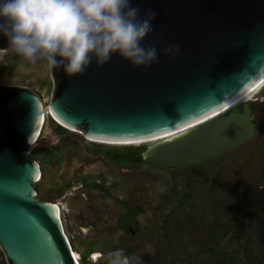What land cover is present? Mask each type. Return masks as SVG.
I'll return each instance as SVG.
<instances>
[{
  "label": "water",
  "instance_id": "95a60500",
  "mask_svg": "<svg viewBox=\"0 0 264 264\" xmlns=\"http://www.w3.org/2000/svg\"><path fill=\"white\" fill-rule=\"evenodd\" d=\"M131 4L141 19L157 14L143 42L158 49L157 62L134 68L114 55L73 78L50 71L53 120L89 141H157L143 159L161 172L189 170L250 142L249 105L225 108L264 79V0ZM170 44L181 49L174 60L162 54ZM44 110L30 89L0 86V249L7 264H80L54 204L42 202L37 188L42 159L30 156V145Z\"/></svg>",
  "mask_w": 264,
  "mask_h": 264
},
{
  "label": "rangeland",
  "instance_id": "374dc122",
  "mask_svg": "<svg viewBox=\"0 0 264 264\" xmlns=\"http://www.w3.org/2000/svg\"><path fill=\"white\" fill-rule=\"evenodd\" d=\"M0 86L41 98L43 130L30 145V156L42 159L37 188L42 202L59 207L80 264H129L128 256L136 264H213L218 251L231 254V264H264L263 114L252 141L201 167L161 172L140 156L157 141L99 143L54 121L45 62L0 49ZM245 97L264 100V80ZM216 186L224 190L206 189ZM185 187L189 194L174 201Z\"/></svg>",
  "mask_w": 264,
  "mask_h": 264
},
{
  "label": "clouds",
  "instance_id": "9594fccd",
  "mask_svg": "<svg viewBox=\"0 0 264 264\" xmlns=\"http://www.w3.org/2000/svg\"><path fill=\"white\" fill-rule=\"evenodd\" d=\"M156 15L141 19L131 0H0V36L14 56L73 78L114 55L134 68L156 63L158 49L143 43ZM180 51L170 44L162 54L174 60Z\"/></svg>",
  "mask_w": 264,
  "mask_h": 264
},
{
  "label": "trees",
  "instance_id": "16d2710c",
  "mask_svg": "<svg viewBox=\"0 0 264 264\" xmlns=\"http://www.w3.org/2000/svg\"><path fill=\"white\" fill-rule=\"evenodd\" d=\"M253 140V139H252ZM251 140V141H252ZM146 149V148H145ZM140 156H141V158H142V160L144 161V159H143V152L140 154ZM218 159V158H217ZM217 159H214V160H211V161H209L210 163H212V162H214V161H216ZM145 162V161H144ZM209 164V163H208ZM197 167H201L200 165H198V166H196V168ZM195 168V167H194ZM180 172H183V171H180ZM206 189H207V191L209 192V193H211V194H213V193H218V192H221L222 190H224L223 188L222 189H219L217 186L216 187H206ZM182 194H183V197H182ZM185 194H189V193H187V191H186V187H185V191H183L182 193H180L179 192V194H178V198L177 199H175L174 201H178V200H182V199H184L185 198ZM219 194V193H218ZM192 195V194H191ZM219 201H217V203H216V205L215 206H217V205H219ZM199 204H201V202L199 203ZM199 204H194V207H195V209H200V210H205L206 209V206H199ZM204 208V209H203ZM220 208V205H219V207H217V209H216V213H217V210ZM225 227V226H224ZM226 228V227H225ZM223 237H224V235H223ZM222 237V238H223ZM203 239L205 238L206 239V237L203 235V237H202ZM220 240V239H219ZM206 243H207V241H206ZM159 249H160V247H158ZM160 251L162 252V250L160 249ZM223 252V251H222ZM221 251H218V252H214V255H213V260L215 261L213 264H222L223 262H222V260H226L225 261V263H223V264H231L230 263V261L228 260V258L229 257H231V254H225V255H223V253H222ZM87 254H89V252L87 253ZM162 256L164 257V252H162ZM0 257H1V260H3V263L4 264H6V260H5V258H4V255H3V253L2 252H0ZM169 258V257H168ZM230 259V258H229ZM128 260H129V264H136L137 263V261L136 260H134V258H133V256H128ZM228 260V261H227ZM143 264H146V263H144V261L142 262ZM142 263H140V264H142Z\"/></svg>",
  "mask_w": 264,
  "mask_h": 264
},
{
  "label": "flooded vegetation",
  "instance_id": "af4514ba",
  "mask_svg": "<svg viewBox=\"0 0 264 264\" xmlns=\"http://www.w3.org/2000/svg\"><path fill=\"white\" fill-rule=\"evenodd\" d=\"M247 104L251 108L253 123L255 125V130L257 132L258 127H259L258 124L260 122L258 119V116L260 114H263V116H264V100L256 99L255 101L247 102ZM256 132H255V134H256Z\"/></svg>",
  "mask_w": 264,
  "mask_h": 264
},
{
  "label": "bare ground",
  "instance_id": "6f19581e",
  "mask_svg": "<svg viewBox=\"0 0 264 264\" xmlns=\"http://www.w3.org/2000/svg\"><path fill=\"white\" fill-rule=\"evenodd\" d=\"M263 80H264V79H263ZM263 80H262V81H263ZM262 81H261V82H262ZM261 82H260V83H261ZM260 83H258L254 88H256ZM254 88H253V89H254ZM253 89H252V90H253ZM252 90H250L248 93H250ZM248 93H247V94H248ZM247 94H246V95H247ZM246 95H245V96H246ZM245 96L241 97L240 99H238L237 101H235L234 103H232L231 105H229L228 107H226L225 109L231 107L232 105H234V104L237 103V102L242 101L243 98H244ZM245 98H246V97H245ZM225 109H223V110H225ZM223 110H221V111H223ZM221 111H219V112H221ZM219 112H218V113H219ZM216 114H217V113H216ZM214 115H215V114H214ZM212 116H213V115H212ZM210 117H211V116H210ZM42 120H43V122H42L41 128H40V130H39V133H38V135H37V137H36V140L40 137L41 132H42V130H43V125H44V121H45V116H44V115L42 116ZM171 135H172V134H171ZM171 135H170V136H171ZM167 136H168V135H167ZM36 140H35V141H36ZM35 141H33V143H34ZM149 141H152V140H148V141H144V142H149ZM144 142H136V143H144ZM33 143H32V144H33ZM99 143H101V142H99ZM136 143H128V144H136ZM106 144H112V143H106ZM118 145H119V144H118ZM122 145H123V144H122ZM40 177H41V175L39 174V178H40ZM53 211H54L55 215L61 220V217H60L61 215H60V209H59V207L54 206V207H53ZM61 222H62V221H61Z\"/></svg>",
  "mask_w": 264,
  "mask_h": 264
}]
</instances>
